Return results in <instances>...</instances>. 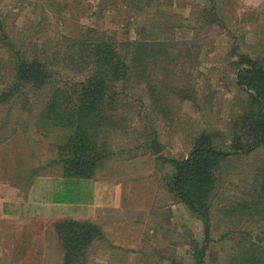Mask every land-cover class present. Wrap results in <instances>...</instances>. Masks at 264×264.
Listing matches in <instances>:
<instances>
[{"label":"rangeland","instance_id":"obj_1","mask_svg":"<svg viewBox=\"0 0 264 264\" xmlns=\"http://www.w3.org/2000/svg\"><path fill=\"white\" fill-rule=\"evenodd\" d=\"M129 1L132 0H0V21L17 44L22 42L29 48L53 51L65 36H76L81 25L92 26L121 40L134 39L139 26L153 23L150 31L156 36L178 44L194 43L198 53L196 62H177L170 71L159 68L158 89L165 91L168 98L163 103L167 106L165 113L152 111L146 80H131L126 83L125 91H119L115 111L118 120L110 127L116 155L109 170L123 172L125 163L121 159L128 157L127 165L135 163L133 168L128 166L133 172L130 178L147 171V188L140 186L136 177L134 184L124 186L125 191L124 187L115 191L117 205L112 207L115 221L104 210L97 218L91 215L101 226L103 238L88 250V264H174V261L195 264L193 255L207 238L202 264H228L239 238L234 231L227 233V230L241 226L238 227V222L231 225L219 211L246 196L248 182L264 162V149L231 156L225 163L223 179L213 201L209 235L205 234L203 219L170 191L168 178L172 166L165 158L185 157L193 136L204 128L224 130L231 109L237 108V101L245 97L236 83V56L232 51L264 57V0H224L222 8L213 13L207 8L209 0H152L150 6L147 0H137L139 3L134 8L126 4ZM219 14L221 21L206 24L207 16L214 19ZM4 48L0 43V56L7 61ZM6 63L0 62V67L6 68ZM149 71L153 78L152 69ZM61 72L56 77L58 85L85 76L84 71L83 75L71 68ZM187 89L189 94L184 98L180 91ZM47 96L46 91L32 95L30 105L34 106L29 111L20 108L19 100L9 110L7 104H0V124L7 117L6 127L17 123L21 129L16 133L0 129V138L10 133L7 145H0L7 146L0 148V163L4 161L5 169L26 166L24 159L30 150L40 155L33 162L40 167L47 163L45 158L55 156L54 143L62 140L64 132L51 128L48 137L44 135L45 129L37 125L38 111ZM225 131L218 142L227 141ZM154 133L161 147L157 154L148 146ZM40 172L49 171L40 168ZM65 183L64 188L74 186L69 180ZM94 187L91 179H82L76 186V211L84 217L94 211L89 204ZM58 194L60 201L69 198L65 191ZM52 222L0 215V264H61ZM28 237L33 241H23Z\"/></svg>","mask_w":264,"mask_h":264},{"label":"trees","instance_id":"obj_2","mask_svg":"<svg viewBox=\"0 0 264 264\" xmlns=\"http://www.w3.org/2000/svg\"><path fill=\"white\" fill-rule=\"evenodd\" d=\"M151 1L147 0V5L150 6ZM225 2L209 0L207 8L211 13L216 12ZM138 3L137 0L126 2L132 8ZM207 17L206 24L210 25L222 20L221 14L214 19ZM147 24L139 26L134 39L121 40L92 26L81 25L76 36H65L63 42L49 51L29 48L22 42L17 44L0 21V43L8 53L7 61L0 56V62H7L6 68L0 67V104H7L9 110L19 100L20 108L29 111L34 106L30 105L32 95L48 93L38 111L37 125L43 127L45 133L51 128L65 132L55 146V161L62 166L65 175L90 178L98 165L113 153L110 127L118 120L115 111L119 91L126 90V83L146 80L152 111L165 113L167 106L163 103L168 98L165 91L158 89L159 68L170 71L177 62H196L198 53L194 43L164 41L150 31L153 23ZM196 35L197 32L194 37ZM232 52L236 56V83L245 97L237 101V108L231 109L223 127L227 141L217 140L224 130L204 128L193 136L185 157L165 158L172 166L168 178L170 191L203 219L206 235L210 233L213 201L223 179L225 163L231 156L264 149V57ZM69 68L79 74L84 71V78L58 85L56 77ZM180 92L184 98L188 97V89ZM196 106L201 108L199 104ZM6 122L7 117L1 124H8ZM247 187L245 197L219 211L231 225L238 222V227L241 226L227 230V233L234 231L239 238L228 264H264V162ZM53 228L61 264H88V250L103 238L101 226L88 220H59L54 222ZM207 240L193 255L195 264L204 262L202 256Z\"/></svg>","mask_w":264,"mask_h":264},{"label":"crops","instance_id":"obj_3","mask_svg":"<svg viewBox=\"0 0 264 264\" xmlns=\"http://www.w3.org/2000/svg\"><path fill=\"white\" fill-rule=\"evenodd\" d=\"M0 129L5 131L10 130V133H16V131H18L17 129L21 130L17 123H13L12 127H6V124H0ZM24 130L28 131L26 128ZM10 133H7L0 138V145H7L6 143L9 141L7 137ZM44 135L50 137L49 132L44 133ZM155 135L157 136L156 133H154V136ZM40 141H44L43 136ZM56 143L57 142L54 143L55 146ZM148 146L150 147V143ZM6 147L7 146L0 148L5 149ZM54 150L56 152L55 148ZM112 150L113 153L98 165L94 175L90 178L69 177L65 175L62 166L55 161L56 154L50 159L45 158L48 159L47 163L43 164L41 167L36 164L33 165V162L40 158V155L34 153V150H30L31 153L25 156L24 160L26 161L24 162L27 164L26 166L21 164L18 167L5 169L4 167L6 165H4V161H1L0 215L11 218L51 220L53 221V226L55 221L65 219L88 220L96 223L91 215L93 214L97 218V214L100 213L101 210H104V212L111 214V219L114 221L117 220V217L112 213V207L117 205L115 203V191H118L121 188L123 189L124 186L134 184L136 177L140 179V186H143L144 189L147 188V171L142 170L130 178L133 173L130 171V167H135V163H130V167H128L129 165L125 162L128 161V157H123V159H121L124 161L123 163H125V166L123 167L125 170L123 172H116L115 169L109 170V167L111 168L112 159L116 155V150L113 148ZM40 168L43 170L48 168L49 172L43 174L40 172ZM7 172H12V174H8ZM82 179H91L95 184L94 189H91L92 197L89 201V204L94 211L89 215H85L86 217L82 216L81 213L78 214L76 211V186ZM68 180L74 185L72 188H64V185L66 184L65 182ZM130 180L131 182L129 183L128 181ZM61 191L67 192V195L69 196L67 201H60V199L57 198V195H59L58 192ZM81 204L82 203H79V205ZM26 239V241L29 239L33 241L32 238L29 237Z\"/></svg>","mask_w":264,"mask_h":264},{"label":"water","instance_id":"obj_4","mask_svg":"<svg viewBox=\"0 0 264 264\" xmlns=\"http://www.w3.org/2000/svg\"><path fill=\"white\" fill-rule=\"evenodd\" d=\"M150 147L155 153H158L161 150L160 143L158 141L157 136L155 135L154 138L150 142Z\"/></svg>","mask_w":264,"mask_h":264}]
</instances>
